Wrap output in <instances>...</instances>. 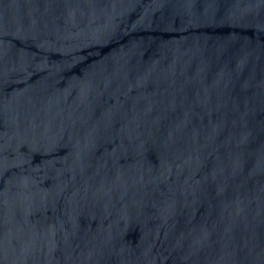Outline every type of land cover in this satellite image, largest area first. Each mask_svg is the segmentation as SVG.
<instances>
[{
  "label": "water",
  "instance_id": "1",
  "mask_svg": "<svg viewBox=\"0 0 264 264\" xmlns=\"http://www.w3.org/2000/svg\"><path fill=\"white\" fill-rule=\"evenodd\" d=\"M0 264H264V0H0Z\"/></svg>",
  "mask_w": 264,
  "mask_h": 264
}]
</instances>
